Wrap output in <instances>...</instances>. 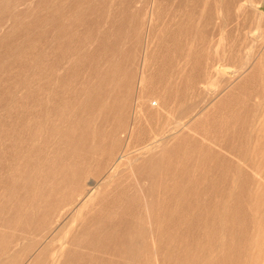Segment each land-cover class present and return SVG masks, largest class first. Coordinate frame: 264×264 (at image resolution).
<instances>
[{
	"label": "rangeland",
	"instance_id": "rangeland-1",
	"mask_svg": "<svg viewBox=\"0 0 264 264\" xmlns=\"http://www.w3.org/2000/svg\"><path fill=\"white\" fill-rule=\"evenodd\" d=\"M0 264H264V0H0Z\"/></svg>",
	"mask_w": 264,
	"mask_h": 264
},
{
	"label": "bare ground",
	"instance_id": "bare-ground-1",
	"mask_svg": "<svg viewBox=\"0 0 264 264\" xmlns=\"http://www.w3.org/2000/svg\"><path fill=\"white\" fill-rule=\"evenodd\" d=\"M204 6H205V4H204ZM248 8V7H247ZM219 11V10H218ZM259 24V23H258ZM262 35V34H261ZM254 43V42H253ZM163 44V43H162ZM170 45V44H169ZM161 46V45H160ZM182 56V55H181ZM188 61V60H187ZM190 64V63H189ZM192 65V64H191ZM215 66V65H214ZM215 67H217V66H215ZM218 68V67H217ZM216 69V68H215ZM246 69V68H245ZM219 70V69H218ZM231 71V70H230ZM240 71V70H239ZM253 71V70H252ZM257 71V70H256ZM168 72V71H167ZM216 72H217V69H216ZM219 72H220V70H219ZM237 72V71H236ZM236 72H234L235 74H238V72L236 73ZM244 72H246V71H244ZM241 74H243V72L241 73ZM207 75V74H206ZM239 75H240V73H239ZM252 75V74H251ZM238 76V75H237ZM236 76V77H237ZM241 77H243L242 75H240ZM245 76V75H244ZM240 78V77H239ZM257 80H259V79H257ZM225 84H227L226 82H225ZM224 84V85H225ZM245 84V83H244ZM228 87V86H227ZM246 93V92H245ZM209 97H210V95H209ZM224 99L222 98V101H223ZM243 100V99H242ZM245 100V99H244ZM248 100V99H247ZM227 101H228V97H227ZM246 101V100H245ZM249 101V100H248ZM259 101V100H258ZM229 102V101H228ZM256 102V101H255ZM223 103L224 102H222V105H223ZM247 103V102H246ZM228 104V103H227ZM256 107V106H255ZM254 107V108H255ZM256 109V108H255ZM204 114V113H203ZM216 114V113H215ZM214 114V115H215ZM211 115V114H210ZM210 115H209V117H210ZM213 115V116H214ZM205 116V115H204ZM206 117V116H205ZM216 117V116H215ZM215 117H214V119H215ZM195 118H196V116H195ZM203 118V117H202ZM201 119V118H200ZM202 120V119H201ZM206 123V122H205ZM212 123H213V121H212ZM191 124V123H190ZM196 126H198V122H196ZM205 125V124H204ZM230 126V125H229ZM210 127V126H209ZM226 127V126H225ZM194 128H195V126H194ZM198 128H199V126H198ZM197 128V129H198ZM202 128H203V125H202ZM231 128V127H230ZM210 129V128H209ZM180 130V129H179ZM179 130H178V132H179ZM216 131V130H215ZM181 134H182V136H191V135H193V136H195V131L193 130V128L192 127H189V126H187V127H184L181 131ZM197 134V133H196ZM198 136V135H197ZM197 136H195L196 138H198ZM219 138V137H218ZM199 139V138H198ZM201 139L202 140H205V137H201ZM164 141V140H163ZM162 141V142H163ZM210 141H211V139H210ZM194 142H196V141H194ZM210 144V143H209ZM208 144V145H209ZM212 145V144H211ZM229 145V144H228ZM158 147H161L160 146V144H159V142H152L151 144H149V145H147V146H145V147H143V148H141V151L137 154V155H135V156H133V157H131V156H129V155H125V157H124V155L123 156H118V158H116V160H115V163L118 161V164L116 165V167H114V169L105 177V179H104V183H110V182H112L114 179H116V176H117V171H118V168H119V165L121 164V162L123 161V158H125L126 159V161L125 162H127V163H129V164H131V165H133L134 163H136V162H139V160H141L142 158H144L146 155H148L150 152H152L154 149H156V148H158ZM166 147V146H165ZM196 148V147H195ZM199 148V147H198ZM175 149V148H174ZM203 149V148H202ZM209 150H210V148H209ZM208 150V151H209ZM219 151V150H218ZM221 152V151H220ZM224 153V152H223ZM122 155V154H121ZM227 155V154H226ZM233 159V158H232ZM160 161V160H159ZM115 163H113V166L115 165ZM113 166H111V167H113ZM160 166V165H159ZM189 166V165H188ZM187 167V166H186ZM134 168V167H133ZM183 168V167H182ZM188 168V167H187ZM111 168H109V170H110ZM108 170V171H109ZM187 170V169H186ZM234 174V173H233ZM94 187H96V185L94 186ZM99 189V187H96L95 188V191H97ZM83 194L84 195H82L83 196V199L84 198H86L87 197V199H86V202H88L89 200H91L92 198H93V196H94V191L93 190H91V189H87V190H85L84 192H83ZM80 196V195H79ZM69 206V205H68ZM156 206H158V205H156ZM223 207V206H222ZM250 209V208H249ZM158 210V209H157ZM151 212V211H150ZM226 212V211H225ZM149 213V212H148ZM141 216V215H140ZM186 220V219H185ZM187 221H188V219H187ZM186 221V222H187ZM154 222V221H153ZM174 223V222H173ZM176 223V222H175ZM179 233V232H178ZM178 233H176V234H178ZM162 239V238H161ZM154 240V239H153ZM159 248V247H158ZM157 248V249H158ZM6 249V248H5Z\"/></svg>",
	"mask_w": 264,
	"mask_h": 264
}]
</instances>
